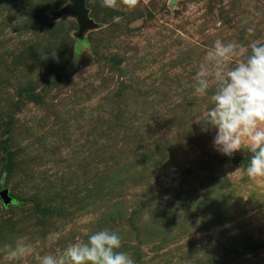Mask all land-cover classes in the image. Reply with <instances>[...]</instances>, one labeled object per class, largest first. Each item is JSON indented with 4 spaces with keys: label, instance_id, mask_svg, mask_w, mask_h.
I'll list each match as a JSON object with an SVG mask.
<instances>
[{
    "label": "rangeland",
    "instance_id": "obj_1",
    "mask_svg": "<svg viewBox=\"0 0 264 264\" xmlns=\"http://www.w3.org/2000/svg\"><path fill=\"white\" fill-rule=\"evenodd\" d=\"M69 4L0 0V249H63L90 215L135 264H264V178L215 150L192 88L216 39L264 41V0H87L81 39Z\"/></svg>",
    "mask_w": 264,
    "mask_h": 264
},
{
    "label": "clouds",
    "instance_id": "obj_2",
    "mask_svg": "<svg viewBox=\"0 0 264 264\" xmlns=\"http://www.w3.org/2000/svg\"><path fill=\"white\" fill-rule=\"evenodd\" d=\"M139 3L101 0L102 7L113 10H133ZM247 32L251 34L254 29L248 28ZM192 80L194 94L210 102L196 121L201 131H215L213 147L225 156L232 157L246 148L251 154L246 175L251 180L264 178V41L252 40L245 46L234 40L216 39ZM94 219L84 215L77 221L86 239L77 237L55 252L41 254L25 237L5 244L0 252L6 264H29L30 258L35 264H135L133 257L121 250L122 237L117 231H91L87 227Z\"/></svg>",
    "mask_w": 264,
    "mask_h": 264
},
{
    "label": "water",
    "instance_id": "obj_3",
    "mask_svg": "<svg viewBox=\"0 0 264 264\" xmlns=\"http://www.w3.org/2000/svg\"><path fill=\"white\" fill-rule=\"evenodd\" d=\"M71 4L66 5L56 13V19H60L64 16H70L76 19L79 29L77 37L82 38L83 34L90 29H94L96 25L89 17V11L86 7L87 0H70ZM176 1V0H174ZM0 199L3 205L7 206L12 203V198L9 196L7 189L0 191Z\"/></svg>",
    "mask_w": 264,
    "mask_h": 264
},
{
    "label": "trees",
    "instance_id": "obj_4",
    "mask_svg": "<svg viewBox=\"0 0 264 264\" xmlns=\"http://www.w3.org/2000/svg\"><path fill=\"white\" fill-rule=\"evenodd\" d=\"M8 166H11V164L10 165H8ZM10 168V167H9ZM13 202V201H12ZM13 203H15V202H13Z\"/></svg>",
    "mask_w": 264,
    "mask_h": 264
}]
</instances>
